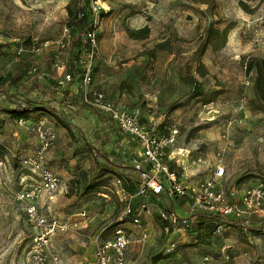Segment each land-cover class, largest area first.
I'll use <instances>...</instances> for the list:
<instances>
[{
	"label": "rangeland",
	"instance_id": "1",
	"mask_svg": "<svg viewBox=\"0 0 264 264\" xmlns=\"http://www.w3.org/2000/svg\"><path fill=\"white\" fill-rule=\"evenodd\" d=\"M100 3L92 89L116 93L119 80L127 75L125 88L129 93L133 90L131 95L145 104L141 107L145 112L153 111L158 117L169 110V127L175 126L179 131L176 147L200 159L196 165L205 167L206 178L213 175L222 159V184L229 199L237 200L249 185L264 186V108L255 94L254 72L246 71L250 57H264V0ZM88 4L90 0H0V90L29 100H40L54 91L59 100L62 90L68 87L65 103H51L76 125V135L71 136L47 112H35L29 119L17 121L0 110V142L9 151L0 157V264H50L36 263L29 255L37 231L26 212L32 200L27 195L17 196L27 184L37 180L36 173L23 160L34 155L39 146L35 125L40 122L49 125L55 134V141L43 154V165L60 176L62 186L56 199L42 212L60 220H77V214L87 209L90 216L86 227L78 224L51 236L62 264L83 262L92 251L96 233L109 235L117 224L125 225L133 239L143 231L147 234L145 242L130 243L127 264H158L161 259L165 260L161 264H264V214L250 221L257 231H244L228 223L212 233L203 246L196 243L186 251L180 246L169 256L163 254L165 245L178 242L180 235L170 234L167 239L155 214L142 211L138 225L124 219L123 201L113 184L116 176L102 174L99 165L103 161L98 165L80 139L82 134L93 138V123L101 119L106 126L99 145L106 151L115 150L119 144L112 135L119 129L111 128L108 117L84 102L79 87L81 72L65 82L64 73L55 64L61 61L69 67L74 34L84 22L76 11L83 6L88 12ZM67 5L73 14H68ZM144 26L148 27L145 38L129 37L127 29ZM65 27L70 30L65 45H52L40 54L30 51L34 39L63 38ZM19 47L24 48L22 54L17 53ZM121 63L130 64V68L122 70L123 66L118 65ZM142 66L154 75H137ZM31 67H36V71L29 74ZM107 68L112 74L108 89L103 86L109 81L104 77ZM199 68L205 70L204 75L198 72ZM195 81L200 84V94L194 89ZM125 99L112 103L132 108L133 100ZM91 183L96 186L88 187ZM188 198H152L149 202L169 206L176 212L173 202L185 203ZM207 243L212 245L209 251L215 252L208 260H202L208 254Z\"/></svg>",
	"mask_w": 264,
	"mask_h": 264
},
{
	"label": "built area",
	"instance_id": "2",
	"mask_svg": "<svg viewBox=\"0 0 264 264\" xmlns=\"http://www.w3.org/2000/svg\"><path fill=\"white\" fill-rule=\"evenodd\" d=\"M90 7L93 12V22L91 28L85 30L84 37L88 40L90 48L84 55L82 63L83 72L81 74L80 87L82 89L83 100L87 104L98 109L106 115L118 129L124 133L131 142L137 145L141 152L140 156L133 157L129 164L133 166L136 173L137 190L135 193H127L119 178H115L113 184L116 186V194L123 201V215H129L133 224L140 223V213L150 210L151 214H158L166 221L164 231L166 234H179L178 242L171 241L168 251L177 248L181 243L187 241L185 227L188 222L182 223L180 217L174 211L165 210L155 203H150L152 197L167 200L174 196H187L190 198L189 213H201L211 215L228 216L234 219H242L245 223L252 217L264 214V186L253 184L245 187L237 200L229 199L223 186V176L225 174V164L219 159L213 175L207 177L199 184V188L193 191L183 176L185 169L196 165L199 158L189 156L183 148H177L178 128L169 127L167 134H163L157 128L145 122L141 118L139 108L116 105L109 100L102 90L92 89L93 83V58L97 49V23L101 15L100 0H91ZM69 37V29L64 28L63 38L57 41H39L34 39L30 45V51L40 54L43 50L52 45L63 46ZM64 39V42L61 40ZM23 47L17 49L18 54H22ZM56 68L64 73L63 81L71 79V74L66 70L65 63L57 61ZM36 67L28 69V73H34ZM62 80L59 83L63 82ZM39 146L30 157L23 160L25 166L34 171L37 176L35 183L27 184L23 188V193H17L18 197H29L32 201L27 205V215L33 222L37 230L32 238L30 257L36 263L61 264L59 256L51 248V236L56 231L65 232L71 227L75 228L80 224L86 227L90 222L87 209H82L77 215V220H60L53 215H46L43 209L49 208L61 192V178L56 173L43 165V154L55 141V134L49 125L43 122L35 125ZM175 150H177L175 152ZM182 157H177V155ZM188 162L184 164V162ZM182 162V163H181ZM182 169L180 176L177 171L171 170L170 165ZM190 164V165H189ZM192 192V194H190ZM135 197L144 200L139 206V211L133 210L132 201ZM169 208V206H168ZM224 224H219L213 230L216 234L223 228ZM146 234H142V239ZM132 236L122 225L114 227L107 237L103 236V231L96 234L94 243V258L97 264H127V249L132 242Z\"/></svg>",
	"mask_w": 264,
	"mask_h": 264
},
{
	"label": "trees",
	"instance_id": "3",
	"mask_svg": "<svg viewBox=\"0 0 264 264\" xmlns=\"http://www.w3.org/2000/svg\"><path fill=\"white\" fill-rule=\"evenodd\" d=\"M88 6L90 5L89 4L86 5V8H88V12H86V9L83 6H78V9L76 11L78 17L84 18V22L79 27L76 34H74L73 48L71 49V53L69 54V67H66L67 72L71 74L72 76L81 72L79 74L80 81H81V74L83 72L82 63L84 60V55L90 48L89 42L84 37L83 34L85 30L91 28L93 18H94L91 7L89 8ZM67 12L68 14H73V11L70 8V5H67ZM127 33L129 37H132V38H140V39L145 38L148 33V27L144 26L136 30L127 29ZM69 35H70V30H69ZM96 38L98 42L97 33H96ZM95 58H96V52L93 58L94 62L96 61ZM94 62H93V66L95 65ZM246 71L254 72L255 94H256L259 104L264 108V57H259V56L250 57L246 63ZM198 72L201 75L205 74V70L200 69V68ZM194 83H195L194 89L196 90V93L200 94L202 91L200 89L199 82L195 81ZM125 86L126 84L123 83L121 88H124ZM68 93H69V89L68 87H65L61 92V99L59 100H57L56 93L54 91L51 94H48L47 96L41 98L40 100L39 99L29 100L24 97L20 98V96L17 93L8 94L7 91H3L1 89L0 98H3V99L2 101L0 99V110L10 115L12 119L17 120V121L27 120L29 119L30 115L35 112H39V111L47 112L52 117H54L58 122H60L63 125V127H65L68 130L71 136H75L76 135V132H75L76 125L70 122L67 119V117L63 115L61 111H59L55 107V105L51 103L52 100H55L56 102L65 103L64 99H66ZM104 116L107 117L106 115ZM93 124H96V125H93L94 127L91 128V132H90L93 138H88L87 136L82 134L80 139L87 145L88 149L93 153L95 161L98 163V165L101 164L99 163L100 160L103 161V164L99 165L102 174H108V173L114 174L117 178L121 180L122 188L127 193H135L138 185L136 182V173H135V170L133 169V166L125 162L123 157L119 153H117L115 150L106 151L104 148H102L99 145V143L103 139V136H101L100 134L103 130H105L106 124L101 119L97 120L96 123H93ZM113 125H114L113 127H117L114 123ZM114 130H116V128ZM8 154H9L8 148L3 143L0 142V157H4ZM170 168L171 170L177 171V174L180 176V173L182 171L180 167H176L174 164H171ZM94 186H96V183H91L90 185H88V187H94ZM152 198L160 199L156 197H152ZM134 199L133 201L136 200ZM188 199L190 200V198ZM133 201H132V207L134 205ZM157 204L161 206L159 203ZM161 207L167 211L169 209L168 206L166 207L161 206ZM155 215L159 219V223H160L163 233L166 234V232L163 229L166 224V221L163 220L160 217V215L158 214H155ZM123 217L124 219L130 218L129 215H124ZM253 218L254 217H252L250 221ZM180 221L182 223L188 222V224L184 226L187 241L183 245H193L196 243L206 242L209 236L212 234L213 230H215V228L219 224L225 225L228 223L229 224L233 223L235 225H238L239 228L244 231H247L248 229L252 232L258 230V228L252 227L255 225L253 223H250V221L245 223L242 219H234V218H231L228 216H222V215L201 214L198 212L192 213L188 218H180ZM263 222H264V217H263ZM118 225L119 224H117L116 226Z\"/></svg>",
	"mask_w": 264,
	"mask_h": 264
},
{
	"label": "crops",
	"instance_id": "4",
	"mask_svg": "<svg viewBox=\"0 0 264 264\" xmlns=\"http://www.w3.org/2000/svg\"><path fill=\"white\" fill-rule=\"evenodd\" d=\"M122 64L123 63L118 64V65H122ZM122 66H123L122 67V70H126V69L130 68V64H128V65H122ZM108 68H110V67H108ZM108 68L106 69V73L107 74H104V77L106 79H108L109 81H107L106 84L103 85L107 89H108V85H110L112 83V79H111L112 74H111L110 70H108ZM138 70L139 71H138V74L137 75H139V76L146 75V77H149V78L152 77V74L153 73H152V71L149 70L148 67L142 66ZM134 71H137V69L135 68ZM126 77H127V75H125L124 77H122L121 80H119L118 85H117V92L116 93H113V94H107L106 93L108 95V97L112 101H114L116 103H120V102H118L119 99H122L123 100L126 97L129 98V99H125L126 101L133 100V105H134L133 107L139 108V110L141 112V118H142V120L145 121V122H149L150 124L154 125L157 128V130L160 131L161 133L167 134L168 131H169V110L164 111L158 117H157V114L154 113L153 111H151V112H145L141 108V107H144L145 104L142 105L141 104L142 102H140V99H138V97H136L134 95L133 96L131 95L133 93V90H130L131 92L129 93L126 90V88H125L126 86L124 88H121L122 85H123V83H125ZM102 89H104V88H102ZM110 123L112 124V126H114L112 122H110ZM111 128H114V127H111ZM112 137L114 138L115 143L119 144V147L118 148H115V151L117 153H119L123 157V159L125 160V162L129 163L133 157L140 156V152H141L140 148L137 145H135L133 142H131L130 139L124 133H122L120 130L115 131V133H113ZM177 148H180V147H177ZM176 151L177 150H175V152ZM177 157H182V156L178 154ZM190 167H192V168L189 169V167H188V169H185V171L183 173V176L185 178L186 183L190 187H192L193 191H196L199 188L200 182L206 179L207 172L205 173V171H204V168L205 167L204 166L198 167L197 165L196 166L193 165V166H190ZM182 197L186 198L187 196H182ZM135 199H134L135 201H133L134 202L133 210L136 211V212H138L140 210L139 209V206H140L141 202L143 201V199H141L139 197H136ZM173 205H174V207L176 209V212H177V214H178V216L180 218H188L191 215L189 213V205H190V200L189 199H187V201L185 203H182V202H173ZM185 207L187 209H185ZM129 220L131 221V218H129ZM136 225H138V224H136ZM123 226L125 227V225H123ZM141 233L143 234V233H146V232L143 231ZM103 236L104 237H107L108 235H106V236L103 235ZM165 236L168 239L169 234H165ZM141 237H142V235H139L137 239H135V238L132 239L131 244L133 242H136V241H139L140 242L141 240L145 242V239H142ZM183 244L184 243H181L180 245H178V247L184 246V251H186L189 247L192 246V245H183ZM202 244L203 243H199V244H197V246H201ZM92 245H94V244L92 243ZM168 245H165V249L163 250V254L164 255H167V256H169V254H172V252L176 250V248H175L172 251H168L167 250L168 249ZM51 247L57 253V255L59 256L60 263L62 264L61 257L59 255V253L55 250V248L52 245V243H51ZM91 248H92V251H90V253H88V255L86 256V259L83 262H81L80 264H97L96 261H95V258H94V246H91ZM205 249H206V251H207L208 254L203 255L202 260H208V256H213V252H215V251H209L210 249H212L211 243H207ZM127 251H128V249H127ZM219 252H220V250H219ZM127 255H128V253H127ZM223 255H224V253H223ZM162 261H165V260L164 259H161L158 264H161ZM128 263H129V260H128Z\"/></svg>",
	"mask_w": 264,
	"mask_h": 264
}]
</instances>
